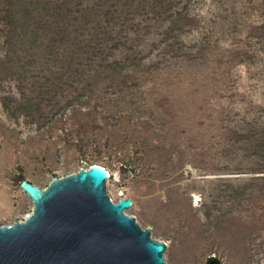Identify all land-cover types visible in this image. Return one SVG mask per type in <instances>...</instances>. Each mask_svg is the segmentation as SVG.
I'll list each match as a JSON object with an SVG mask.
<instances>
[{
    "label": "rangeland",
    "instance_id": "374dc122",
    "mask_svg": "<svg viewBox=\"0 0 264 264\" xmlns=\"http://www.w3.org/2000/svg\"><path fill=\"white\" fill-rule=\"evenodd\" d=\"M93 163L166 264H264V0H0V225Z\"/></svg>",
    "mask_w": 264,
    "mask_h": 264
},
{
    "label": "water",
    "instance_id": "95a60500",
    "mask_svg": "<svg viewBox=\"0 0 264 264\" xmlns=\"http://www.w3.org/2000/svg\"><path fill=\"white\" fill-rule=\"evenodd\" d=\"M108 175L93 163L44 188L23 180L33 207L25 219L0 225V264H166V243L122 211L130 198L111 200Z\"/></svg>",
    "mask_w": 264,
    "mask_h": 264
},
{
    "label": "bare ground",
    "instance_id": "6f19581e",
    "mask_svg": "<svg viewBox=\"0 0 264 264\" xmlns=\"http://www.w3.org/2000/svg\"><path fill=\"white\" fill-rule=\"evenodd\" d=\"M104 167V166H103ZM106 169V168H105ZM107 171H108V173H109V175H108V177L106 178V180H108L109 178H110V176H111V174H110V171L107 169ZM106 180H105V182H106ZM27 193V192H26ZM28 194V193H27ZM29 195V194H28ZM30 196V195H29ZM132 202V201H131ZM132 204L133 203H131V205H130V207H132ZM130 207H126V208H123L122 209V211L125 213V214H127L126 213V211L130 208ZM128 215V214H127ZM136 220V219H135Z\"/></svg>",
    "mask_w": 264,
    "mask_h": 264
},
{
    "label": "trees",
    "instance_id": "16d2710c",
    "mask_svg": "<svg viewBox=\"0 0 264 264\" xmlns=\"http://www.w3.org/2000/svg\"><path fill=\"white\" fill-rule=\"evenodd\" d=\"M219 262V261H218ZM219 264V263H218Z\"/></svg>",
    "mask_w": 264,
    "mask_h": 264
}]
</instances>
